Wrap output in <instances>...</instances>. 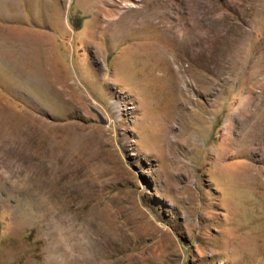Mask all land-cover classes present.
I'll return each instance as SVG.
<instances>
[{"label":"rangeland","instance_id":"obj_1","mask_svg":"<svg viewBox=\"0 0 264 264\" xmlns=\"http://www.w3.org/2000/svg\"><path fill=\"white\" fill-rule=\"evenodd\" d=\"M0 264H264V0H0Z\"/></svg>","mask_w":264,"mask_h":264},{"label":"bare ground","instance_id":"obj_2","mask_svg":"<svg viewBox=\"0 0 264 264\" xmlns=\"http://www.w3.org/2000/svg\"><path fill=\"white\" fill-rule=\"evenodd\" d=\"M33 180H34L33 186H35L36 194L40 193L42 186H44L45 184H49V180L47 181L45 174L43 172H38L33 178Z\"/></svg>","mask_w":264,"mask_h":264}]
</instances>
